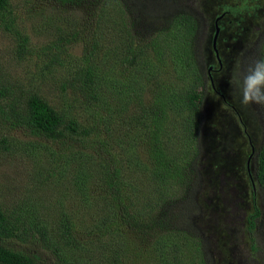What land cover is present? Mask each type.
I'll list each match as a JSON object with an SVG mask.
<instances>
[{"label": "rangeland", "instance_id": "rangeland-1", "mask_svg": "<svg viewBox=\"0 0 264 264\" xmlns=\"http://www.w3.org/2000/svg\"><path fill=\"white\" fill-rule=\"evenodd\" d=\"M9 1L8 11L0 15L2 105L14 96L24 98L29 92L39 94L58 110H72L75 93H67L62 84L70 77L84 47L96 44L93 37L98 42L97 64L100 71L116 78L109 80L108 75L107 86L112 91H107L105 95L114 102L115 115H127L125 112L128 109L132 111L130 113L137 114L136 104L140 103L142 107L144 102H148L152 87L163 82L165 74L168 77L169 68L167 71L163 69L171 66L176 72L174 57L177 52L165 50L168 45L176 48V43L172 42L167 31L146 28L124 0H83L67 7L51 0ZM137 1L152 8L158 6L164 15L169 10L168 6L176 10L173 14L188 11L201 23L198 49L200 68L207 76V82L200 155L195 169L188 165L184 167L175 188L177 198L172 197L164 203L163 217H166L168 228L169 224H177L174 217L178 207L193 192V204H197L198 214L192 218V226L203 241L209 264H264V187L256 181L257 169L253 159L248 171L252 146L257 154L264 145V107L256 104L242 106L234 98L230 83L233 80L237 94L249 89L257 98L264 99L256 88H249L254 82L264 79V0ZM216 22L220 28L217 39L223 64L220 69L213 49ZM67 34L72 37L64 39ZM59 36V59L56 65H51V59L47 57L50 42ZM27 38L32 57L28 52L19 54L20 46ZM133 40L148 45L145 51L150 63L138 66L133 72H124L119 67L123 60L120 58L123 42L127 47ZM153 44L162 46L167 55L156 56L153 60L150 52L158 51H150ZM131 47L136 46L133 44ZM176 60L180 61V56ZM209 72L213 83L209 80ZM141 80L149 85L146 89L142 88V99L138 90ZM215 88L219 94L214 92ZM3 90L7 91L5 96H1ZM240 98H243L242 95ZM78 116L83 120L88 117L85 112ZM106 116L109 115L106 113L104 125L111 131L116 122ZM168 122L176 127L175 121ZM133 130L141 153L135 148L134 139L118 147V133L106 132L103 141L110 147L108 152L74 147L66 150L62 158L60 144L0 122V137H8L11 146L7 152L0 149V203L3 209L10 217L15 214L19 218L34 210L35 216L49 223V247L64 245L65 239L60 238L59 227L52 222L58 215H68L82 231L80 235L86 249L94 250L82 253L75 246L71 247L78 251L70 250V247L65 249L66 257L75 259L77 255L82 264H104L105 259L100 253L108 255L117 243L124 249H133L136 242L147 244L145 236L139 238L138 234L129 231L126 233L128 244H125L118 226L115 232L111 229L108 233L107 229L112 208L103 181L104 160L105 167L109 158L119 160L125 172L129 173V169L136 166L143 168L142 163L150 162L154 151L149 146L148 133H145V142L140 145V131ZM91 140L93 143L96 141L95 138ZM161 140L166 142L164 138ZM252 183L257 189V205L261 211L255 234L256 251L252 250L247 233V218L254 209ZM118 213H121L120 210ZM159 222L160 219L157 220ZM23 246L40 252L49 264H53L51 253L43 250L38 243L30 245L25 242ZM199 259L197 255L186 261L194 264ZM125 261L129 264H150L147 257L141 260L132 255L123 258L122 263Z\"/></svg>", "mask_w": 264, "mask_h": 264}, {"label": "trees", "instance_id": "trees-1", "mask_svg": "<svg viewBox=\"0 0 264 264\" xmlns=\"http://www.w3.org/2000/svg\"><path fill=\"white\" fill-rule=\"evenodd\" d=\"M51 1L67 7L83 0ZM124 1L129 4V9L146 28L151 31H167L166 34L176 43V48L172 49L168 45L165 49L177 52L174 57L176 72L171 66L163 69L167 71L169 68L168 77L165 74L163 82L152 87L148 102H144L142 107L140 103L136 104L137 114L130 113L132 111L128 109V112H125L128 116L122 113L115 115L117 111L113 110L114 102L105 97L107 91H112L107 83L115 77L108 73L110 78L108 80V75L100 71L97 64L98 42L93 37L96 44H87L84 47L70 77L62 84L63 90L67 93H75L72 110L71 108L58 110L39 94L28 92L24 98L14 96L4 105L0 103V122L8 123L12 128H21L30 135L46 139L53 144H60L62 158L65 157L66 150L74 147L85 151L94 152L100 149L108 152L110 147L103 141L106 132L118 133V147L121 143L125 145L127 140L134 139L135 148L140 150L133 136V129L140 131V145L145 142V133H148L149 146L151 145V150H154L150 162L142 163L143 168L136 166L126 173L122 162L109 158L105 167V159L103 177L106 197L112 208L111 218L107 221L108 233L111 229L115 232V227L118 226L123 243L128 244L126 233L129 231L138 234L139 238L145 236L147 244L136 242L133 249H124L117 243L114 251L108 255L101 252L100 256L104 257V264H129V260L125 261L126 263H122V260L130 255L141 260L147 257L150 264H188L186 261L188 258L198 255L200 259L194 264H209L203 241L192 226V218L198 214L197 204H193V192L189 199L178 207L174 217L177 224L174 226L169 224L171 230L168 228L166 217H163L164 203L172 197L177 198L175 188L181 179L184 167L188 165L195 169L200 155L207 82V76L200 68L198 49L201 23L188 11L173 14L176 10L168 6L169 10L164 15L156 5L152 8L137 0ZM9 7V0H0V15L7 12ZM68 36L72 37L67 34L64 39ZM60 41L59 36L50 42V52L47 57L51 59V65H56L59 59ZM133 41L127 47L125 41L123 42V55L120 57L123 60L119 66L121 71L133 72L138 66L144 67L150 63L145 51L148 45H141L142 42L139 40ZM133 44L135 48L131 47ZM28 45L27 38L24 45L20 46L19 54L28 52L32 57ZM154 49L158 51L150 52L153 60L156 56L167 55L162 46L153 44L150 51ZM179 56L180 61H177L176 58ZM146 73L148 75L149 71ZM118 78L123 80L119 76ZM141 83L142 80L138 84V90L141 91L139 96L142 99V88L146 89L149 85ZM6 92V90L1 91V96H5ZM214 92L219 94L216 88ZM81 112L87 113L86 120L78 116ZM106 113L109 115L106 117L116 122L111 131L104 125ZM168 121L172 123L175 121L176 127H172ZM166 129H169L168 132H165ZM91 138L96 139L95 143ZM0 149L5 152L11 150L8 137H0ZM256 169V181L258 185L264 187V145L256 155ZM142 183L143 185L139 186ZM252 187L254 209L247 218V233L251 248L256 251L255 234L261 211L257 205V189L254 183ZM158 219L161 220L159 224ZM52 223L59 227L61 240L65 239L63 246L60 244L49 247L51 241L48 232L49 223L42 217L35 216L34 210L21 218L15 214L10 217L0 203V264H49L40 252L24 248L25 242L30 245L38 243L43 250L49 251L53 264H82L83 261L77 255L75 259L66 257V248L76 249L71 246L79 248L82 253L94 252L92 248L86 249L80 235L82 231L68 215H58Z\"/></svg>", "mask_w": 264, "mask_h": 264}, {"label": "clouds", "instance_id": "clouds-1", "mask_svg": "<svg viewBox=\"0 0 264 264\" xmlns=\"http://www.w3.org/2000/svg\"><path fill=\"white\" fill-rule=\"evenodd\" d=\"M262 60H264V58H262ZM230 83L233 87L234 98L237 99L242 106L247 107L249 105L256 104L264 107V99L257 98V96L254 95L249 89H244L240 94H237L233 80H231ZM249 88H256L259 94L264 96V79L254 82L249 86ZM241 95L243 97L242 99L240 98Z\"/></svg>", "mask_w": 264, "mask_h": 264}, {"label": "flooded vegetation", "instance_id": "flooded-vegetation-1", "mask_svg": "<svg viewBox=\"0 0 264 264\" xmlns=\"http://www.w3.org/2000/svg\"><path fill=\"white\" fill-rule=\"evenodd\" d=\"M214 36H215V34H214ZM213 40H214V37H213ZM214 49V48H213ZM218 52H219V50H218ZM215 53V52H214ZM215 57H216V60H217V63H218V67H219V69H220V67L223 65L222 64V59H221V57H220V55L217 57L216 56V53H215ZM220 65V66H219ZM213 68H214V66H213ZM211 72H213V69L211 70ZM211 72H209V80H210V76L212 75L211 74ZM210 82H211V80H210ZM212 86V85H211ZM258 153V152H257ZM255 154V157L253 158V155ZM256 153H255V147L254 146H252V151H251V154H250V156H249V159H248V171H249V167H250V163H251V160L253 159L255 162H256ZM252 180V179H251Z\"/></svg>", "mask_w": 264, "mask_h": 264}, {"label": "water", "instance_id": "water-1", "mask_svg": "<svg viewBox=\"0 0 264 264\" xmlns=\"http://www.w3.org/2000/svg\"><path fill=\"white\" fill-rule=\"evenodd\" d=\"M221 18L222 17H220L218 20H220ZM217 23L218 22H216V32H215V36H214V40H213V48H214V52L216 53V56L218 57L219 56V52H218V48H217V39H218V36H219V33H220V28L218 27ZM210 80L213 83L212 76H210Z\"/></svg>", "mask_w": 264, "mask_h": 264}]
</instances>
